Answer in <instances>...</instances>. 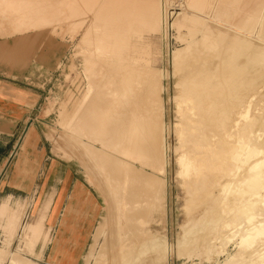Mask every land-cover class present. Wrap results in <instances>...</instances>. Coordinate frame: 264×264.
I'll use <instances>...</instances> for the list:
<instances>
[{"label": "bare ground", "instance_id": "1", "mask_svg": "<svg viewBox=\"0 0 264 264\" xmlns=\"http://www.w3.org/2000/svg\"><path fill=\"white\" fill-rule=\"evenodd\" d=\"M62 1L70 9L67 10L69 13L63 12L66 8L65 4L62 6ZM76 1L79 0H0L2 8L5 6L0 12L11 5L15 7L16 4L19 6L25 2L46 8L61 2L64 10L60 11L71 18L72 15H77V5H74ZM148 1L106 0L102 6L95 7L98 2L93 0L92 4L96 3L90 7L96 11L92 10L94 18L109 23L111 36L116 41L122 37L120 32L125 28L124 24L129 27L137 21L153 28L170 19L171 24L177 28H186V34L182 35L184 45L172 55L179 71L177 84L180 89L175 104L177 118L173 131L177 143L174 151L177 154V176L186 193V219L180 227L181 235L177 238L176 252L190 258L194 252L197 256L196 251H200L208 259L211 254H219L223 245L233 240L237 249L233 254H227L222 264H264V109L261 104L264 94L263 90H259L264 86V43L254 42L242 32L247 29L244 32L250 33L257 25L256 33L259 32L260 35L264 0H253L257 2L254 16L251 18L244 15L240 19L234 17L236 11L230 3H237L239 0H200L196 3L195 0H188V7L192 6L200 11L205 6L215 8L213 15L218 20L213 22L204 18L202 12L200 15L188 16L184 12L159 8L154 0ZM88 3L85 4L86 8ZM82 7H79L80 12L85 11ZM51 12L48 11L46 16ZM11 15L12 13L9 16ZM18 17L17 21L12 19V23L16 26L25 24L23 19L18 21ZM33 18L31 16L29 20L32 22ZM2 19L4 21V17ZM222 23L235 25L238 29L228 28ZM113 59L115 58L112 61ZM110 60L108 58V62ZM121 60L119 62L116 59L115 65L117 62L120 64ZM93 61L98 62V59L94 52H90L86 63L89 66L94 64ZM112 61L109 63L112 64ZM121 64L125 66L124 61ZM107 65L109 64L101 66ZM97 66L92 65L87 69L89 71L95 68L96 71ZM101 66L98 68L101 69ZM142 67L136 72L126 71L123 74L118 71L119 68L116 70V66L112 72L107 69V74L104 68L103 73L91 77L93 89L83 96V104L75 116L76 122L81 124L82 132L88 134V140L90 137L103 145L97 148L92 144H83L85 153L82 155L85 159L95 157V166L96 163L101 164L97 168L99 167V171L103 168L102 174L107 182L105 189L109 193L106 196L109 195L108 199L120 211V214L116 212L114 215L122 214L124 219V224L119 227L124 235L118 234L113 239L114 236L102 233L104 237L100 246L93 256L91 254L92 264H164L172 249V245L164 237L152 233L144 224L141 225L146 221L145 217H149L146 215L150 211L163 205L166 180L160 174L167 165L165 137L169 129L164 121L162 85L156 79L159 77H155V70ZM120 73L122 75L118 77ZM136 73L140 74L139 82L143 85V92H139L141 94L135 89L139 83L134 85L132 80ZM95 98H99V102ZM175 99L177 100L176 97ZM259 110H263L262 113ZM76 142L79 140L74 143ZM124 156L140 159L150 172L128 164ZM0 209L7 208L2 205ZM194 213V217H191ZM114 223L115 220L113 225ZM112 228L110 230L113 232ZM99 232L98 228L94 233L98 236ZM8 257L15 264L29 262L18 252L11 251Z\"/></svg>", "mask_w": 264, "mask_h": 264}, {"label": "rangeland", "instance_id": "2", "mask_svg": "<svg viewBox=\"0 0 264 264\" xmlns=\"http://www.w3.org/2000/svg\"><path fill=\"white\" fill-rule=\"evenodd\" d=\"M86 1L88 3L89 0H83L85 3H83L82 0V3H80V0L78 2L76 1V3L81 5L78 6V4H74L75 6L77 5L76 7L74 6L77 8V15H72L71 18L66 13L64 15V13L60 11L64 10L62 8L64 4L66 10L63 12L70 11L67 4L63 3V1V5L61 2H57L60 7L56 3L55 5H51L55 6L54 8L56 11H54V8L51 9V6L47 7L50 9L48 10L45 6L38 5L39 7H36L37 4L31 5L25 2L21 3V5L19 4V6L16 4L18 7L16 5L15 7L11 5L9 8L7 7L8 10L6 8L4 12L1 11L6 16L0 12V15H3L0 17V46H2L1 48H3L4 52L12 50L16 38L31 43V53L26 55V57H16L13 55L16 51L10 52V55L4 53V59L0 58V70H5L7 75H16L17 78L20 75L19 71H21V73H23L21 77L23 83L33 85L38 95V101L35 106L36 130L32 128L35 141L30 150L31 153L28 154L29 156L25 155L22 157L18 154L19 148H16L10 156L0 159V164H2L3 167L0 173V202L3 200L7 201L9 206L14 210V215L11 218L6 216L0 217V264H15L12 261L10 262L8 257L11 251L18 252L24 256L27 259L26 261H29L26 262L27 264H53L54 260L52 259H56L54 255V240L59 233L65 238L63 241L64 247L61 251L64 255L69 254L72 248V244L70 243L71 238L79 236L81 239L79 249H74L75 260L71 264H92L93 259L91 254L93 253V256L100 246L104 237L102 234L103 232L109 236H114L113 239H115V236L118 234L124 235L122 229L121 231L119 229V227H122L124 224L123 216L122 214L121 216L119 215V209L116 210L117 205H114V203H111L112 201L108 199L109 195L108 197L106 196L109 193L106 192L107 190L105 189L107 186L105 183L107 182L104 180L102 174L103 168L101 167L100 171L98 170L99 167L97 168V166H101V164L96 163L97 166H95L96 160H93L95 157L93 158V156H91L90 158L89 156V159H85V156H83L85 153L83 144H92L97 148L103 145L100 144L99 140L96 141L91 138L92 141H90V137L88 140V134L82 132L80 127L81 124L78 121V124H76L77 122L75 119L78 110L83 104V96L93 89L91 88V77L103 73L104 71H106L107 74L108 68L106 67H109V65V72L110 70L111 72L114 71L113 69H115L116 66V70L119 68L118 71L121 73L126 71L136 72V70L142 66H147L156 71L155 77H159L156 79L157 81L160 80L159 84L162 85L161 100L163 115L164 121L168 124L169 128L165 137L167 165L165 166L164 172L160 174V176L166 180L163 192L165 198L162 201V206L158 207L156 210L153 209L150 211L149 213L151 215H149V213L146 215L149 216L145 217L146 221H149L148 224L146 221H143L141 225L144 224L143 226H146L149 231L158 234L160 237H164V240L167 241L169 245H172L171 252L164 264H222L227 254H233L237 249L233 240L223 245L222 251L217 254L218 256L216 254H211V258L208 259L205 258L200 251H196L199 256H196L194 252L195 254L193 253L192 256L188 258L185 255H178L175 249L177 238L181 235L180 227L186 219V210L184 209L186 193H184L181 180L177 176V154L174 151L177 143V138L173 131L174 123L177 118L175 104H177L176 102L178 101L180 89L179 84H177L179 71L174 64L172 55L174 51H177L184 45L182 35L186 34V28L184 26L177 28L175 25L171 24L170 19H166V23H160L153 28L152 26L148 27L147 25H142L143 23L137 21V23L135 22L130 25L131 28L130 26L128 27L127 24H124L125 30L123 29L120 32L122 37L119 41H116L111 36V27L109 23L107 24L106 22H101L100 20L98 21L97 18H94L95 9L90 7L93 0L89 1L91 3H88L87 8L85 6V4H87ZM94 1L99 3L95 5L96 2H93L92 5H95V7H100L106 2V0ZM102 1L104 3H101ZM136 1H140L141 3V1L144 0ZM213 1L214 0H212V2ZM154 2L155 4L158 3L156 5L159 6V8L162 7L165 10H174L177 13L184 12L188 16L192 14L200 15L202 12L203 17L207 20H211L212 22L218 20L216 16L213 15L215 13V8L213 9L209 8V6H205L203 11H200L197 8H192V6L188 7V0H154ZM196 2H200V0H195L194 3ZM230 3L236 11L234 15L236 19L244 18V15L251 18L254 16L255 3L257 2H253V0H239L237 3L233 1H230ZM27 5H29V8H27ZM22 7L23 9H21ZM43 7L45 8L43 9ZM57 7L59 9H57ZM79 7L85 8L86 12L84 10L80 12L79 10L81 8ZM1 8L2 5H0V9ZM4 8L5 6H3L2 9ZM33 8L36 15L34 14ZM42 10L44 11L42 12ZM92 10L94 11L92 12ZM29 11L33 12L28 14L30 13ZM48 11L52 12L46 16ZM44 12L45 14H43ZM58 12L61 13L57 14ZM11 13L12 15L9 16ZM25 15L27 17H25ZM17 16H19L18 21H22V19L25 21V24H23L24 26L20 24V26H16L12 23V19L13 21H17ZM31 16L32 18L33 16L35 17L33 19L36 22L33 20L31 22L29 20ZM36 16L39 18H36ZM3 17L4 21L2 19ZM26 18H28V21ZM65 18H67V20ZM5 19H7V21ZM263 19V26L262 28L260 27L262 30H259L260 35L259 32L256 33L257 25H255L253 31H249L250 33H248V31L244 32L247 29H244V31L242 30V32L249 35L254 42L264 43ZM64 20H66L65 23ZM53 21L55 24H53ZM28 22L30 25H28ZM79 22L80 25H77ZM26 24L27 26H25ZM33 24H35V26ZM222 24L231 29H238L236 28L237 26H232V24L229 25V23ZM137 28L139 30H137ZM87 29L88 32H85ZM118 47H120L121 50ZM90 52H94L98 59V62L93 61L94 64L91 63L94 67H96L97 64V68L101 65H109L106 67L101 66V69L96 68V71L95 68L94 70L91 68V70L88 71L87 67L92 66L90 64L88 66L86 63V58ZM6 57L12 60L9 61ZM101 58L103 62L99 61ZM108 58L111 59L109 61L110 63L112 58H115L112 64L108 62ZM116 59L119 60V62L123 59L121 63L124 61L125 66L129 68L123 67L121 63L118 64L119 62L115 65ZM133 66L139 67L136 68ZM131 68L135 69L132 70ZM102 69H104V71ZM93 71L97 74H94ZM88 73H90L89 75L91 76L87 75ZM121 73L118 77L123 74ZM134 75L132 76L133 78L131 77L133 84L136 85V82L139 83V85H136L135 89L137 93H142L143 85L142 82H139V80H141V78L139 79L140 74ZM130 82L132 81L130 80ZM259 90L264 91V86L261 87V89L259 88ZM263 91L262 94H264ZM95 99L99 102V98ZM261 104L263 108L262 106L260 107L264 109V100H262ZM262 111L259 110L260 113H262ZM74 123L76 126H74ZM75 127L78 131L74 129ZM78 132H82L83 134ZM75 140H79V142L74 143ZM130 157L131 156H124V160L127 161L128 164L137 168L141 167L150 172L147 166H143L140 159ZM18 160L20 162H18ZM21 161L25 164L22 166V169L18 170L15 165L21 163ZM91 164H94L95 167H92ZM101 178H103L104 181ZM110 203L112 205H110ZM2 210L5 211V209H0L1 213L4 212H2ZM116 212L119 213V216L114 215L117 214ZM194 215L195 213L191 217H194ZM114 220L116 223L113 225ZM36 221H38L37 229L36 226H29ZM133 221L135 222L136 220L133 219ZM20 224L23 225L21 229H19ZM137 224L139 225L140 223ZM4 226H9L10 229L4 228ZM98 228L101 234L99 232L98 236H96L97 234L95 233ZM111 228L115 232H112V230H110ZM5 250L7 253H5ZM16 264L18 263L16 262Z\"/></svg>", "mask_w": 264, "mask_h": 264}, {"label": "crops", "instance_id": "3", "mask_svg": "<svg viewBox=\"0 0 264 264\" xmlns=\"http://www.w3.org/2000/svg\"><path fill=\"white\" fill-rule=\"evenodd\" d=\"M0 46V58H3L4 53L11 54L16 57H26L31 53V43L24 42L20 38L14 40V45L11 51L4 52ZM7 60H12L6 57ZM20 75L17 78L16 75H7L5 70H0V159L10 156L14 149L19 148L18 154L20 156H29L31 153V147L35 141V135L33 130H36V119H35V106L38 101V95L33 88V85L29 83H23L21 77L23 73L19 71ZM18 162H20L18 160ZM25 163H17L16 169H22ZM3 170L2 164H0V173ZM2 205H6V210L1 213L0 217L11 218L14 214V210L9 206L7 201L3 200L0 202V208ZM9 214V215H8ZM20 224V228H22ZM31 226H38V221L31 223ZM9 228V226H4ZM28 229V228H27ZM30 230V229H29ZM31 231V230H30ZM64 237L62 234H58L54 240V255L56 259L53 264H71L75 259L74 249H79L81 245V239L79 236H74L70 239L72 248L69 254L64 255L61 253L64 245ZM58 256V257H57Z\"/></svg>", "mask_w": 264, "mask_h": 264}]
</instances>
